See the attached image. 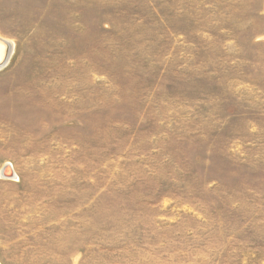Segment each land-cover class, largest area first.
Returning <instances> with one entry per match:
<instances>
[{"label":"rangeland","instance_id":"obj_1","mask_svg":"<svg viewBox=\"0 0 264 264\" xmlns=\"http://www.w3.org/2000/svg\"><path fill=\"white\" fill-rule=\"evenodd\" d=\"M0 34L1 264H264V0H0Z\"/></svg>","mask_w":264,"mask_h":264},{"label":"bare ground","instance_id":"obj_2","mask_svg":"<svg viewBox=\"0 0 264 264\" xmlns=\"http://www.w3.org/2000/svg\"><path fill=\"white\" fill-rule=\"evenodd\" d=\"M12 51H13V44L11 40L5 38L0 34V65L5 64V62L9 60ZM3 172L5 177H10L13 174L14 170L12 169L11 166L7 165L4 167Z\"/></svg>","mask_w":264,"mask_h":264}]
</instances>
